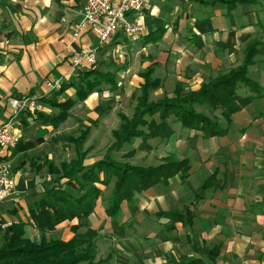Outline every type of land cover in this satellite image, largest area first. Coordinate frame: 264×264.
Returning a JSON list of instances; mask_svg holds the SVG:
<instances>
[{
  "label": "crops",
  "instance_id": "1",
  "mask_svg": "<svg viewBox=\"0 0 264 264\" xmlns=\"http://www.w3.org/2000/svg\"><path fill=\"white\" fill-rule=\"evenodd\" d=\"M86 2L0 0V124L13 117V101L29 98L40 105V110L23 112L14 121L13 130L20 133L21 142L4 160L16 190L11 200L0 205V224L25 222L27 236L36 242L40 234L30 220L29 197L39 198L45 191L47 172L43 168L35 173V165L46 161L59 165L74 159L72 140L77 137L71 134L80 127L91 129L85 149H91L94 138L105 133L106 151L113 142L112 132L121 123L115 116L117 110L140 91L144 83L140 74L148 68H153V77L162 84L155 91L157 99L173 98L177 89L197 91L210 79L239 66L246 48L258 44L249 76L255 68L257 79H252L264 94V0L232 6L223 0H151L141 18L129 15V20L145 26V36L133 40L117 33L98 52L94 66L76 72L72 57L97 45L91 34L74 37ZM89 70L115 77V85L104 84L100 93L76 105L65 122L54 125L59 110L50 101L65 84H76L80 74ZM46 81L59 83L60 89L50 90ZM166 88L169 95L163 91ZM75 97L76 89L71 87L57 102ZM105 105L113 108L107 113ZM83 107L94 118L90 123L76 119V110ZM249 107L233 116L224 137L204 138L201 132L183 129L169 118L157 138L146 143L138 139L124 153L135 151L128 160L134 165L159 166L173 157L187 160L190 170L188 175L138 193L132 202H123L114 222L106 214L111 189L100 187L102 198L91 218L81 224L98 231L99 241H107H98L105 254L102 259L110 258L107 264H264V126H260L264 112L250 116ZM236 122L240 126L232 131ZM95 147L99 150L98 144ZM90 155L86 165L101 157ZM213 176V186L197 202L199 188ZM171 213L183 215L185 221L175 222ZM189 214L192 224H187ZM78 223H63L51 237L70 241L71 227ZM58 233L61 236L56 237ZM136 238L139 244L134 243Z\"/></svg>",
  "mask_w": 264,
  "mask_h": 264
},
{
  "label": "trees",
  "instance_id": "2",
  "mask_svg": "<svg viewBox=\"0 0 264 264\" xmlns=\"http://www.w3.org/2000/svg\"><path fill=\"white\" fill-rule=\"evenodd\" d=\"M223 1L232 6L249 0ZM258 46L254 44L246 48L244 59L236 68L210 79L198 91L177 89L173 98L165 95L152 99L151 95L161 87V81L152 77V67L142 72L140 76L144 83L140 86L132 117L119 114L121 123L112 132V144L93 164L86 165L90 148L85 149V146L91 134V129L86 128L72 140L75 158L70 162L55 165L46 161L43 165H35V173H40L43 168L47 172L45 191L38 195L39 198L35 195L29 197L28 204L30 220L39 232L40 240L36 242L27 236L25 222L7 227L0 224V264H107L110 261L108 257L97 260L99 232L81 224L91 218L102 198L100 187L111 189L106 201V214L114 222L123 202H132L138 193L165 185L178 175H188L190 170L187 160L173 157L165 159L159 166L144 167L128 162L135 151L123 154L121 159L125 161L115 159V155L126 146H133L138 139L146 143L157 138L163 122L169 118H174L183 129L201 132L204 138L226 136L233 116L249 107L254 100L264 97L262 88L249 76L251 67L256 64ZM104 84L114 86L115 77L95 70L81 73L76 84H65L50 101L59 110L53 124L58 126L65 122L76 105L100 92ZM71 87L76 89L75 99L58 103L61 93ZM242 87L249 89L251 95L241 97L239 91ZM198 108H208L212 113L220 111L226 124L198 111ZM214 182L213 176L202 184L195 198L197 202L203 200L204 193ZM168 215L175 222L185 221L179 213ZM73 221L79 223L71 227L73 238L70 241L51 237L60 225ZM192 222L193 215L189 214L187 224ZM171 229L174 230L175 226Z\"/></svg>",
  "mask_w": 264,
  "mask_h": 264
},
{
  "label": "built area",
  "instance_id": "3",
  "mask_svg": "<svg viewBox=\"0 0 264 264\" xmlns=\"http://www.w3.org/2000/svg\"><path fill=\"white\" fill-rule=\"evenodd\" d=\"M150 5L151 0H87L82 21L77 25L74 37L78 38L84 33L91 34L97 39V45L87 46L72 57L71 63L75 71H84L94 66L98 52L106 48L117 33L122 32L133 40L145 36V26L139 20H129V15L141 18ZM46 84L50 90L60 89L59 83L46 81ZM12 109L13 117L0 124V205L11 200L16 190L10 168L4 160L21 142L20 133L13 130L14 121L23 112L40 110V105L36 100L25 98L13 101Z\"/></svg>",
  "mask_w": 264,
  "mask_h": 264
},
{
  "label": "rangeland",
  "instance_id": "4",
  "mask_svg": "<svg viewBox=\"0 0 264 264\" xmlns=\"http://www.w3.org/2000/svg\"><path fill=\"white\" fill-rule=\"evenodd\" d=\"M97 60H98V55H97ZM124 60V59H123ZM236 68V67H235ZM257 74L258 73H256V70H255V68H254V70H253V73H251V77L253 78V79H257L256 77H257ZM152 77H153V75H152ZM154 78V77H153ZM251 78V79H252ZM155 79V78H154ZM252 79V80H253ZM254 81V80H253ZM163 91H166V93L169 95V93H170V91H169V89L168 88H166V89H164ZM198 91V90H197ZM101 92V91H100ZM100 92H97V93H100ZM137 94L135 95H133V93H132V95L128 98V100L126 101V103H125V105H123V108H119L118 110H117V112H116V117H119V114L120 113H126V115H128L129 117H132V115H133V112H134V109H133V102H134V100L136 101V98H137V96L140 94V91L139 92H136ZM248 94H251L250 93V91H249V89H247V88H245V87H242L241 89H240V91H239V95L241 96V97H246ZM91 96V95H90ZM157 97L158 96H156L155 95V92H153L152 93V95H151V98L152 99H157ZM100 98H102V96H100ZM260 99H262V98H260ZM258 100V99H256L255 100V102H254V104L251 106V107H249L250 109H248V113H249V115L250 116H256L257 115V112H258V114H260V113H262V112H264V100ZM113 108V106H104V111H106L107 113H108V111H109V109H112ZM198 111H200V112H203V113H205L206 115H208L209 117H213V118H218L219 120H221L222 121V123L225 125L226 123H225V121H224V119L222 118V115H221V112L219 111V112H216V113H212L208 108H198ZM90 110H89V108L87 107V108H85V107H83V108H81V109H77L76 110V112H75V114L77 115V118L76 119H78L79 120V122L80 121H82V122H85V124L86 123H90V121L92 120L93 121V117H91L90 116ZM78 121H77V123L78 124H80ZM113 123H114V121H113V119L109 122V124H110V126H112L113 125ZM77 124V125H78ZM84 126V125H83ZM82 126V127H83ZM240 126V123H238V122H236L235 123V125L232 127V131L233 130H236L238 127ZM261 128L264 126V120L261 122ZM80 130H81V127L79 128ZM77 130V132L76 133H74V134H71V135H74L75 137H78L79 136V134H80V130ZM103 135L101 136L100 135V137H98V138H94V141L89 145V146H91L92 148L90 149V153H91V155H90V157L89 158H96V157H99V156H102L103 155V152L105 151V148H103V146L108 142L107 141V139H108V137L107 136H105V133H102ZM70 135V136H71ZM96 144H98V148H99V150H97V151H95L97 148L95 147V145ZM134 148V145L133 146H126L125 147V149L123 150V151H121L120 153H118V154H116L115 155V159H117V160H120L121 159V156L125 153V152H127V151H129V150H132ZM65 156L66 157H70V153L68 152V151H66V154H65ZM68 158H64L65 160H68ZM98 159V158H97ZM10 174H11V177L13 178V176H12V172H11V170H10ZM109 193V192H108ZM59 236H61L60 235V233H58V234H56V237H59ZM37 240V239H36ZM138 241V242H137ZM134 243L135 244H139V239L138 238H136L135 240H134ZM99 244H108L107 243V241H103V240H100L99 241ZM105 257V254L104 253H102L101 252V250L100 249H98V256H97V260H100V259H102V258H104Z\"/></svg>",
  "mask_w": 264,
  "mask_h": 264
}]
</instances>
